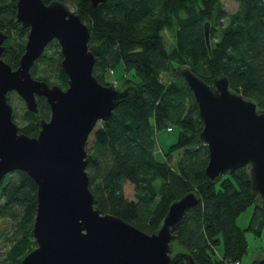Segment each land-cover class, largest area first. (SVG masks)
<instances>
[{
	"label": "trees",
	"instance_id": "trees-1",
	"mask_svg": "<svg viewBox=\"0 0 264 264\" xmlns=\"http://www.w3.org/2000/svg\"><path fill=\"white\" fill-rule=\"evenodd\" d=\"M59 1L72 6L89 28L94 77L113 85L104 81L103 73L122 63L130 74L124 75L122 88H135L132 97L121 101L87 139L86 172L95 207L150 234L160 226L171 202L194 192L198 202L176 228L173 244L182 250L175 252L190 254L197 264H241L248 249L246 232L264 237V210L256 204L244 168L223 174L216 182L207 179L208 151L197 139L203 122L180 67L188 66L209 84L225 75L232 90L263 109L264 0H234L238 6L233 11L221 0H106L96 6L89 0ZM15 3L0 0V30L8 35L2 58L12 68L18 66L28 33L16 19ZM165 29L172 34L171 45ZM61 60L60 47L52 40L30 73L65 89L68 77ZM36 101V112L27 108L22 115L12 112L15 123L17 117L23 121L16 123L19 132L28 136H36L40 121L50 115L45 99L39 96ZM172 126L179 129L178 138L159 161L157 132ZM175 150L181 153L172 164ZM36 192V183L23 170L0 180V222L5 224L1 233L6 243L0 264H19L36 246L31 235ZM251 205L250 223L241 228L236 218ZM220 243L222 252L217 256L215 246Z\"/></svg>",
	"mask_w": 264,
	"mask_h": 264
},
{
	"label": "water",
	"instance_id": "water-1",
	"mask_svg": "<svg viewBox=\"0 0 264 264\" xmlns=\"http://www.w3.org/2000/svg\"><path fill=\"white\" fill-rule=\"evenodd\" d=\"M92 6L106 0H89ZM16 19L28 29L16 68L2 58L8 35L0 30V180L15 170L36 183L31 235L36 246L19 264H197L173 252L175 231L184 213L198 202L194 192L174 200L158 229L146 233L95 207L86 172L87 139L114 108L132 97L134 86L117 89L92 74L95 58L89 28L59 0H16ZM209 24L204 34L209 45ZM56 40L67 87L32 77L30 69L47 44ZM198 106L203 128L197 139L208 151L205 175L211 182L244 168L256 204L264 210V108L232 90L225 75L205 82L188 66L180 67ZM14 91L29 111L41 96L50 107L36 136L19 132L8 94ZM255 264H264V252Z\"/></svg>",
	"mask_w": 264,
	"mask_h": 264
},
{
	"label": "rangeland",
	"instance_id": "rangeland-1",
	"mask_svg": "<svg viewBox=\"0 0 264 264\" xmlns=\"http://www.w3.org/2000/svg\"><path fill=\"white\" fill-rule=\"evenodd\" d=\"M223 2L224 7L228 11H233L237 8L238 4L234 0H221ZM69 7L73 10L72 6L69 5ZM168 45L172 44V34L168 30L163 31ZM124 75H127V77L130 76L129 73L125 72L124 66L122 63L116 65L113 68V71L110 72V70H107L103 73L104 81L105 82H110L113 84L115 81L116 84L114 85L117 88H122L123 83H124ZM166 77L163 76V79ZM51 80H54L52 78ZM130 86V85H127ZM8 99L10 104L12 105L13 110L16 111L19 115L23 114L24 108H26L24 101L14 92L11 91L8 94ZM13 112V111H12ZM17 125H22L23 121L20 120V118H15ZM179 134V129L175 126H172L171 131H168L167 129H161L157 132L156 135V152H155V158L159 161L164 160V151H166L171 144H173ZM181 151L180 150H175L172 155H171V161L172 164H174L177 159L179 158ZM2 202V199L0 197V203ZM254 210V205L249 206L246 210H244L240 215L236 218V223L239 227L245 228L249 225L252 214ZM5 224L4 222H0V251H3L6 248V243L3 241V236H2V230L4 228ZM246 237L248 240V249L247 253L244 254L241 258V264H253L255 258L264 252V237L263 235L257 236L251 231L246 232ZM182 250L181 247H179L176 243L173 244V252ZM216 254L219 256V254L222 252V243L218 244L215 246Z\"/></svg>",
	"mask_w": 264,
	"mask_h": 264
},
{
	"label": "built area",
	"instance_id": "built-area-1",
	"mask_svg": "<svg viewBox=\"0 0 264 264\" xmlns=\"http://www.w3.org/2000/svg\"><path fill=\"white\" fill-rule=\"evenodd\" d=\"M110 72H112V71H110ZM113 84L115 85V84H116V82L114 81V82H113ZM167 130H168V131H171V128H170V127H168V128H167ZM232 264H239V262H234V263H232Z\"/></svg>",
	"mask_w": 264,
	"mask_h": 264
}]
</instances>
